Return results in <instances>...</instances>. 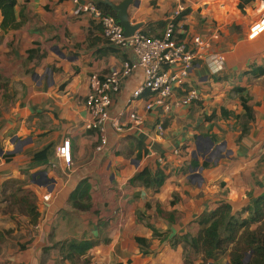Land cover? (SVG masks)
<instances>
[{
	"label": "crops",
	"instance_id": "0c3cea01",
	"mask_svg": "<svg viewBox=\"0 0 264 264\" xmlns=\"http://www.w3.org/2000/svg\"><path fill=\"white\" fill-rule=\"evenodd\" d=\"M180 3L186 9L174 21L179 38L206 39L211 53L224 56L223 71L212 76L204 61H195L175 93L178 99L181 89L199 92L200 100L187 107L147 113L143 95L133 105L140 129L117 132L107 124L101 151L99 133L83 128L88 77L136 58L110 45L87 15H74L72 0H16L19 26L5 31L0 14V231L7 233L0 238V264H199L200 256L190 259L182 242L172 241L196 235L198 218L221 204L239 213L264 194V33L248 39L264 0ZM177 5L135 0L128 20L141 24L137 31L144 35L160 37ZM143 80L138 69L122 82L111 117ZM242 98L253 120L239 140ZM64 139L71 145L67 170L56 157ZM39 153L46 159L36 164ZM143 170L162 171L163 184L155 190L133 180ZM9 181L34 196L36 223L8 208ZM82 182L89 185V207L77 211L70 196ZM73 242L90 248L77 256L68 249ZM208 264H228L227 255Z\"/></svg>",
	"mask_w": 264,
	"mask_h": 264
},
{
	"label": "built area",
	"instance_id": "2783aa9c",
	"mask_svg": "<svg viewBox=\"0 0 264 264\" xmlns=\"http://www.w3.org/2000/svg\"><path fill=\"white\" fill-rule=\"evenodd\" d=\"M177 2L171 14V20L164 29L162 36L152 37L136 31L133 36L126 37L118 21L104 14L98 8V0H72L73 13L76 16L87 15L102 29L103 37L116 48L129 52L135 62L125 61L119 68L107 74L92 73L88 77V91L84 105L88 119L83 128L86 131L98 132L101 151L106 144L105 127L111 125L117 132L128 131L130 128L140 129L142 117L133 105L136 101L144 100L143 109L150 112L159 108L167 113L172 107H187L200 100V94L194 87L181 89V95L175 97L176 89L188 79L195 61H204L210 75L215 76L224 69L225 58L221 54H213L208 49L209 42L201 36H192L189 39H180L175 31L174 21L185 11L186 7L181 0ZM264 33V9L257 21L249 28L248 39L252 40ZM141 69L144 80L133 91L127 105L119 110L115 117L110 116V107L114 97L119 93L122 82L134 71ZM158 136H162L163 128L155 126ZM56 157L67 169H70L71 145L69 139H64L56 147ZM196 172V170H193ZM48 195L44 196V200Z\"/></svg>",
	"mask_w": 264,
	"mask_h": 264
},
{
	"label": "trees",
	"instance_id": "16d2710c",
	"mask_svg": "<svg viewBox=\"0 0 264 264\" xmlns=\"http://www.w3.org/2000/svg\"><path fill=\"white\" fill-rule=\"evenodd\" d=\"M16 0H0V14L2 16V30L15 29L19 26L15 21ZM98 8L106 15L116 19L115 13L108 7L98 5ZM241 8V7H240ZM240 90V89H239ZM244 115L237 116L242 120V129L239 140L249 132V122L253 120L251 109L247 106V99H241ZM45 153L36 154L34 163L41 164L45 161ZM207 163H204V168ZM193 168V165H192ZM166 176L160 170L150 173L148 170L139 172L133 180L140 181L147 188L158 189L164 182ZM17 181H9L4 187L11 191L5 202H9V209H14L19 214L26 215L32 223H36L38 212L34 206V196L28 190H23ZM13 187H16L12 190ZM89 185L82 182L70 196L72 208L77 211H85L89 204ZM245 214V216H244ZM198 231L196 235H185L176 238L172 245L181 243L188 251L189 258L201 257L199 264L217 262L222 256L227 255L228 264H264V194L258 197L252 205L239 213H233L228 204H221L211 213H205L198 218ZM7 234L0 231V238ZM143 243L142 240H137ZM90 248L87 242L70 243L68 249L75 255H83ZM185 264H192L186 259Z\"/></svg>",
	"mask_w": 264,
	"mask_h": 264
},
{
	"label": "water",
	"instance_id": "95a60500",
	"mask_svg": "<svg viewBox=\"0 0 264 264\" xmlns=\"http://www.w3.org/2000/svg\"><path fill=\"white\" fill-rule=\"evenodd\" d=\"M134 1L135 0H123L119 4H113L108 0H102V1H99L97 4L108 6L115 13L118 23L123 28L124 35L126 37H131L141 27V24L131 25L129 20H128V8L132 5H134ZM135 5H136V3H135ZM210 144L212 146V148H211L212 152L216 153L219 150V146H214L212 142ZM202 158H204V159L207 158L206 160H210V155L203 153ZM191 171L193 172L192 169H191ZM47 183H48V180H45L43 185L45 186Z\"/></svg>",
	"mask_w": 264,
	"mask_h": 264
},
{
	"label": "rangeland",
	"instance_id": "374dc122",
	"mask_svg": "<svg viewBox=\"0 0 264 264\" xmlns=\"http://www.w3.org/2000/svg\"><path fill=\"white\" fill-rule=\"evenodd\" d=\"M16 187H13L12 190H14Z\"/></svg>",
	"mask_w": 264,
	"mask_h": 264
}]
</instances>
